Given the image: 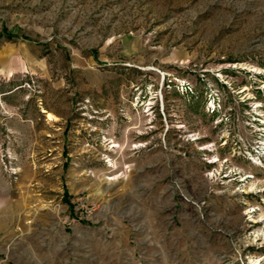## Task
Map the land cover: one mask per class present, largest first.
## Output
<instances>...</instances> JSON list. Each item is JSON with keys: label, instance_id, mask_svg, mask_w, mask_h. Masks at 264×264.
Listing matches in <instances>:
<instances>
[{"label": "rangeland", "instance_id": "374dc122", "mask_svg": "<svg viewBox=\"0 0 264 264\" xmlns=\"http://www.w3.org/2000/svg\"><path fill=\"white\" fill-rule=\"evenodd\" d=\"M260 100L264 0H0V264H264Z\"/></svg>", "mask_w": 264, "mask_h": 264}, {"label": "built area", "instance_id": "2783aa9c", "mask_svg": "<svg viewBox=\"0 0 264 264\" xmlns=\"http://www.w3.org/2000/svg\"><path fill=\"white\" fill-rule=\"evenodd\" d=\"M254 115L253 119L250 121L249 125L257 132H259L261 136H259V140L254 147L253 150L247 151V155H245L246 159L251 163L257 165H263L264 162V102L255 101L251 107ZM263 257L256 258L252 257L249 259L248 264H261ZM238 264H244L241 260Z\"/></svg>", "mask_w": 264, "mask_h": 264}, {"label": "bare ground", "instance_id": "6f19581e", "mask_svg": "<svg viewBox=\"0 0 264 264\" xmlns=\"http://www.w3.org/2000/svg\"><path fill=\"white\" fill-rule=\"evenodd\" d=\"M48 117L53 119L55 118V115H53L52 113H49Z\"/></svg>", "mask_w": 264, "mask_h": 264}]
</instances>
